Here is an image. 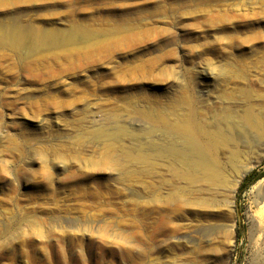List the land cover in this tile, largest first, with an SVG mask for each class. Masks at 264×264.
Instances as JSON below:
<instances>
[{
    "label": "rangeland",
    "instance_id": "rangeland-1",
    "mask_svg": "<svg viewBox=\"0 0 264 264\" xmlns=\"http://www.w3.org/2000/svg\"><path fill=\"white\" fill-rule=\"evenodd\" d=\"M170 101L264 105V0H0V264H264V135L201 209L152 158Z\"/></svg>",
    "mask_w": 264,
    "mask_h": 264
},
{
    "label": "bare ground",
    "instance_id": "bare-ground-1",
    "mask_svg": "<svg viewBox=\"0 0 264 264\" xmlns=\"http://www.w3.org/2000/svg\"><path fill=\"white\" fill-rule=\"evenodd\" d=\"M72 32L63 38H56L59 35L49 31L41 34L33 32L29 36L34 38L35 42H26L24 47L29 52H36L58 43L68 44L74 40ZM10 40L12 44L19 46L24 40L22 29H14ZM169 103L167 107L170 112L167 114L160 106L155 107L156 113L153 116L141 112V116L153 124L147 135L157 134V140L161 143L153 145L150 149L152 158L156 161L166 160L169 168L181 170L189 177L188 183H200L199 194L203 195L200 208L208 209L214 203L210 197L212 190L225 179L227 168L236 167L241 156V152L235 149L237 145L229 148L228 143L233 142V134L239 142L247 146L264 135V105L256 108L247 101L242 115H237L229 106H219L213 101ZM220 145L224 146L225 150L222 154L219 153ZM140 158L144 162L150 161L149 155H141ZM244 173L242 169L237 171L230 181L231 189L234 190ZM172 199L179 197L174 196ZM201 212L199 216H203L207 211ZM201 233L202 230H192L189 239L195 243L200 242L203 237Z\"/></svg>",
    "mask_w": 264,
    "mask_h": 264
},
{
    "label": "trees",
    "instance_id": "trees-1",
    "mask_svg": "<svg viewBox=\"0 0 264 264\" xmlns=\"http://www.w3.org/2000/svg\"><path fill=\"white\" fill-rule=\"evenodd\" d=\"M256 180H257V178L255 177V171L250 172L249 174H247L243 178V180H242V182H241V184H240V186L238 188L239 191H242V190L246 189L249 185L254 183Z\"/></svg>",
    "mask_w": 264,
    "mask_h": 264
}]
</instances>
